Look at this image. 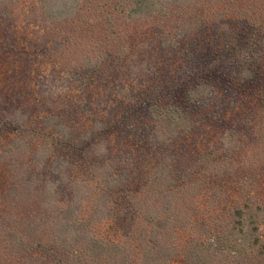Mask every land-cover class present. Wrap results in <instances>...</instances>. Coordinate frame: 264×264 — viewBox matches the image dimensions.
Returning <instances> with one entry per match:
<instances>
[{"label":"trees","instance_id":"trees-1","mask_svg":"<svg viewBox=\"0 0 264 264\" xmlns=\"http://www.w3.org/2000/svg\"><path fill=\"white\" fill-rule=\"evenodd\" d=\"M0 264H264V0H0Z\"/></svg>","mask_w":264,"mask_h":264}]
</instances>
